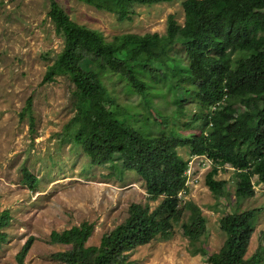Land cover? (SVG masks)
Wrapping results in <instances>:
<instances>
[{"label":"trees","instance_id":"16d2710c","mask_svg":"<svg viewBox=\"0 0 264 264\" xmlns=\"http://www.w3.org/2000/svg\"><path fill=\"white\" fill-rule=\"evenodd\" d=\"M47 1L48 16L63 46L47 68L44 82H53L59 70L73 76L75 89L74 116L64 132L72 133L73 142L82 144L90 164L121 161L126 170L143 181L147 201H159L153 210L148 204H131L127 218L103 235L98 247L85 246L93 232L89 223L60 233L51 232V244L70 246V250L57 253L54 258L64 264H130L128 254L137 247L156 239L168 240L172 225L185 211L188 217L181 230L189 241L192 256L200 255L208 264H261L259 251L245 258L258 211L228 213L219 221L225 241L217 253H209L200 245L206 221L192 202L180 207L178 195L186 191L188 162L177 150L187 148L190 157H204L211 162L204 184L216 198L225 195L226 182L215 180L219 168L224 166L234 170L236 200L254 196L252 178L264 184V0H185L183 25L171 16L163 36L126 34L109 43L100 33L72 22L54 0ZM77 1L123 22L132 18L135 6L169 4L175 0ZM89 42L95 44V50L89 48ZM177 45L183 49L185 64L171 57ZM162 69L168 70L171 78H179L175 89L183 97L193 95L199 108V114L192 117L188 126L191 132L188 137L170 129L164 119L152 117L149 112V99L159 94L157 81L171 82L165 75L167 72L161 79L157 77ZM108 75L141 95L148 117L165 130L144 133L126 120L130 117L126 113L120 119L114 116L95 123L92 134L83 142L91 108L108 100L105 90ZM177 96L180 101V95ZM24 111L33 132L31 98L26 101ZM195 123H200L199 127L193 126ZM21 177L22 183L33 190L35 177L26 169ZM9 222L10 215L5 210L0 214V246L7 241L4 230ZM28 248L26 244L19 253L17 264H23Z\"/></svg>","mask_w":264,"mask_h":264},{"label":"rangeland","instance_id":"374dc122","mask_svg":"<svg viewBox=\"0 0 264 264\" xmlns=\"http://www.w3.org/2000/svg\"><path fill=\"white\" fill-rule=\"evenodd\" d=\"M54 1L72 22L100 33L107 43L126 34L163 36L169 17L179 25L184 21L182 3L185 0L135 6L132 18L123 22L77 0ZM48 12L47 0H0V214L6 210L10 215L9 226L4 230L7 241L0 246V264H17V257L26 244L29 248L23 264H64L53 255L70 250V246L51 244V232L60 233L89 223L93 225V232L85 246L98 247L102 236L127 218L131 204H148L152 210L159 205V201H147L143 181L126 170L121 161L90 164L82 144L74 143L72 133L64 132L65 125L74 116L75 89L73 76L59 70L53 82H44L47 68L63 46ZM87 44L91 50L96 49L95 44ZM171 57L185 64L181 46L175 47ZM164 72L172 77L163 69L157 77L161 79ZM177 79L171 78L170 84L157 81L159 94L149 99L148 109L152 117L164 119L166 126L188 137L191 133L188 126L192 124V117L199 114V108L193 95L183 97L175 89ZM105 90L108 100L91 108L83 142L92 134L95 123L114 116L120 119L126 113L130 114L126 120L144 133L156 134L164 129L148 117L142 96L115 76H107ZM176 94L180 95V101L184 100L182 104ZM29 98L33 132L24 111ZM177 152L188 162L186 191L178 195L180 207L192 202L206 221L200 245L209 253H217L225 241L219 221L228 213L258 211L245 258L259 251L264 264V184L252 178L254 196L236 200L234 170L224 166L219 168L215 180L226 182L225 195L216 198L204 184L211 162L204 157H190L187 148H179ZM23 169L37 180L33 190L22 183ZM187 217L188 213L183 211L179 221L172 225L168 240L156 239L137 247L128 254V262L208 264L200 255L190 254L191 246L181 230Z\"/></svg>","mask_w":264,"mask_h":264}]
</instances>
